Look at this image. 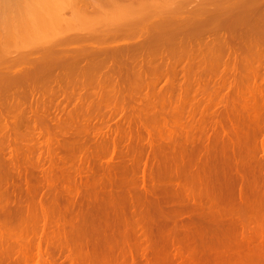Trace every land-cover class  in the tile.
I'll return each mask as SVG.
<instances>
[{"label": "bare ground", "instance_id": "obj_1", "mask_svg": "<svg viewBox=\"0 0 264 264\" xmlns=\"http://www.w3.org/2000/svg\"><path fill=\"white\" fill-rule=\"evenodd\" d=\"M54 1L58 0H0V29L1 25H4L3 29H10L9 31L15 34L12 29L21 27L20 31L22 29L25 37L29 39V28L21 25L29 26L31 32L35 30L37 19L42 20L40 13L50 4L56 5L57 3L52 4ZM165 1L167 3V0ZM67 2L68 0L65 1L66 4ZM80 2L87 4L85 0H79L78 4ZM114 2H111V5ZM140 2L141 0L137 3ZM75 3L77 4V1ZM147 3L149 2L145 4ZM70 4H73V1ZM91 4L90 2L88 5ZM116 4L118 5V2ZM132 4H129V9L133 10L135 6ZM143 5L141 10L147 6ZM114 9L111 7V10ZM119 9H116L118 13L114 12V18L121 17ZM135 9L137 12L140 8ZM61 10L60 8V12ZM82 10L83 8L80 11ZM123 10L121 8V11ZM206 10L197 17H162L150 24L152 33L148 28V33L140 34L135 39L136 42L115 46V42L107 43V40L121 37L122 29L128 27L126 24L130 17L125 18L127 21L123 19L125 25L119 18L117 20L120 22L114 29H105L106 32L98 36L103 41H100L98 46L79 48L73 52L63 49L64 52L62 50L63 53L56 57H52V52H49L50 57L45 55L42 62H34V65L25 66L26 68L17 72L0 69V131L7 129L11 140L18 144L20 128L25 126L24 128L30 129L29 131L36 135L33 139H37L35 144L40 150L45 151L47 148L49 157L46 155V159L48 157L50 161L49 164H46L48 161L43 163L46 159L41 160L42 152H38L39 149H35L33 145L30 149L28 146L27 151L34 147V150H38L36 157L40 155L34 163H28L33 157L31 151H28L29 155L25 153L23 156L20 149L17 150L21 158L16 154V149L22 148L21 144L14 150L17 156H8L12 162L14 160L15 167L22 170L18 173L17 180L12 178L13 181L9 183L7 179V182H2V185L7 183V193L5 196L0 192V264H231V259L238 257L233 254L237 249L241 250L240 246L247 248L254 257H264V82L260 86L255 83L251 88L249 85L244 90H255L253 92L261 96L260 102L258 99L257 102L254 100L253 105L258 104L259 107L257 110L250 101L255 112L250 113L251 110L246 109L249 103L247 98L242 101L246 104L242 103L246 110L242 109L243 107L239 106L242 96L234 91L244 89L241 85L242 79L239 85L237 83L239 68L250 71L254 76L258 73L255 65L259 60L264 65V0H237ZM60 12L55 10L58 15L53 16L60 17ZM21 14L29 16H24L27 18L25 20ZM136 16L135 22L145 18L141 16L138 19ZM255 16L258 18H254ZM54 17L52 18L59 19ZM15 18L18 21L13 20ZM49 18L45 20L46 24ZM254 19H259V23ZM19 20L25 22L21 24ZM114 20L116 22V19ZM142 20L134 24V19L131 18L129 23L141 24ZM253 20L256 24H262L257 27L258 24ZM14 21L20 24L19 28L16 27L18 23L13 25ZM45 22L42 23L46 25ZM31 32L30 35H34V32ZM258 32H261L262 42L255 38ZM222 33L226 36H222ZM199 34H208L206 39L210 36L212 38L210 41L205 39V44L199 40L195 46L194 40L202 37ZM26 38L23 37L25 40ZM69 38L67 37L68 40ZM80 38H83L81 34H74L70 40L77 39V42ZM27 40L26 42L29 41ZM16 41L13 40V43L18 42ZM224 47L227 51H223ZM0 48L1 51L2 45ZM61 49H58V53ZM222 52H228L225 55L230 57L228 60L226 57L224 61L228 69L227 75L219 78V81L210 77L203 80L200 75L201 63L206 62V59L213 62L222 56ZM238 53L242 54V66L238 63L241 59L237 60ZM4 54L7 55L6 52ZM255 56L260 59L254 65ZM261 63L258 64L261 66ZM181 75L184 81L180 80L179 83ZM256 77H253V80H257ZM258 77H261V73ZM201 81L203 83H200ZM185 85L188 89L190 85L195 87V90L202 91V94L207 91L208 95L200 100L206 108L210 106L209 108L213 109H208L209 112L220 109L218 102L226 97L229 99V92L240 95L236 98V95L231 93L233 97L229 100L233 99V103H236L239 98L240 103L235 106L242 107L241 111L244 112L237 111L235 115L226 113L230 111V106L233 111L237 110L232 102L230 103L233 105L228 102L226 112L222 108L225 104L220 106L225 114L217 116L215 112L217 117L212 116L214 141L212 146L211 143L205 144L209 148H205L204 143L199 146L198 142V145H189V137L187 141L186 134L182 137L181 128L178 132L180 134L175 137V126L178 128L176 123L175 126L170 125L175 133L167 129L165 135L164 130L156 132V125H147V121L142 118L149 112H152L150 115L154 113L150 116L151 119L154 115L159 118L166 117L159 104L165 107L163 104L167 103L170 107L175 102L178 107L190 90L185 94L181 91L184 99L183 94L176 97L173 91L177 89L180 93V87H176L181 86L182 89ZM212 85L216 87L215 97L218 99L225 89L228 93L222 96L220 101H214L216 98L208 93ZM78 86H82V90H79ZM185 87L182 90H185ZM242 94L245 98L244 93ZM258 95L252 97L246 94V97L252 99ZM247 108L253 110L251 107ZM203 109L204 106L199 110ZM103 111L109 113L105 116L108 120L102 118L104 121L97 123L91 115ZM23 115L28 118H22ZM119 115L122 122L115 124L116 129L111 130L108 122ZM202 115L197 117L199 120L194 123H198ZM93 119L94 123L90 122ZM241 119L246 123L245 128H241ZM206 120L208 119L202 121L204 125ZM223 120L229 122L223 123ZM236 120H241L238 122L241 127L234 123ZM25 122L29 125L28 128ZM208 125L205 126L206 132ZM89 133L93 134V137L89 138ZM178 135L182 138H178ZM193 140L195 142V137ZM89 143L94 144L92 150ZM27 144L25 143L26 146ZM44 145L46 148H41ZM102 151L110 154L106 162L99 159ZM20 159H29L27 163L30 166L26 164L27 166L23 167ZM60 159L64 163L68 159L71 160L69 164L75 163L79 176L81 175L79 180L74 178L76 173L74 176L70 175L74 170L68 173V176L73 178L65 176L64 165L62 168L58 163ZM8 162L10 164V160ZM70 167L71 165L67 169L72 170ZM15 174L17 175L16 171ZM83 174L85 179H82ZM0 177L2 178L1 175Z\"/></svg>", "mask_w": 264, "mask_h": 264}, {"label": "rangeland", "instance_id": "obj_2", "mask_svg": "<svg viewBox=\"0 0 264 264\" xmlns=\"http://www.w3.org/2000/svg\"><path fill=\"white\" fill-rule=\"evenodd\" d=\"M60 1V3L58 4V2ZM62 0H58L57 2H53L52 4H56V5H51L50 4V6L47 8V9H45L44 11H40L39 10V13L41 14V19L42 20H40V18L39 19H37L38 20V22L40 23V25H39V23L38 22H35V25H34V28H35V30H33L32 32L30 31V27L29 26H26L25 24V26L24 25H21L22 27H28L29 28V31L31 32V33H33L34 32V35H35V37H34V35L32 34V35H30V32L29 31H27L28 29L26 28V30L25 31H27L28 33H27V37L29 36V39L28 38H26L25 36L26 35H24L25 34V32L21 29V31H23L22 33H21V31H20V28H19V26H20V24L18 23V25H17V23L15 22V24H13V25H17L16 27L17 28H19V29H12L13 30V32L15 31V34L16 33H18V32H20V34H23L22 36L20 35V34H13L12 33V31H7V29L5 28V29H3V26L4 25H1V27H2V29H0V30H2L1 32H0V36L2 37H0V40H1V45H2V50L0 51V52H6V54L7 55H5L4 53H1L0 55V69H3V70H6V71H10V72H17V71H19V70H21V69H23V68H26V67H28L30 64H32V65H34V64H37V63H40V62H42L44 59V57H50L49 55H48V53L49 52H52L50 55L53 57V55H54V57H56L57 55H60V54H62L63 52H64V50L66 51L67 50V52H70V51H75V49L76 50H79V48H81V49H84V48H88V47H91V46H98V44H101V42H103L102 41V39L100 38V37H98V36H102L103 35V33L104 32H106L105 31V29L107 30V29H109V30H112V29H114L116 26H117V24L120 22V20H121V22H124L128 17H130L129 18V22H130V19L132 18V19H134V24L135 23H137V22H135V16L136 15H138L139 16V18L141 17V16H143V18H144V16H145V18H144V20H142V22H141V24H136V25H130L131 23H129V22H127V24H126V26H128V27H126V28H128L127 30H126V28L125 27H123V31L121 32V34H120V36L121 37H118V38H116V37H114L115 39H108L107 41V43H113L114 44V42H115V46H120V45H129V43H134V42H136V38L140 35V34H142L143 32H147L148 33V28H149V31H151V33L153 32V30H151V28H150V24L151 23H153L154 21H157L158 19H160V18H162V17H175V18H177V19H182V18H185V17H197L198 15H201L200 13H202V12H206L207 10L206 9H212L214 6H219V5H227V4H230V3H234V2H236L237 0H171L170 2V4H169V0H167V3H166V1L165 0H141V2H140V4L139 3H137L138 1H140V0H137V1H135V0H119V1H117V0H110L112 3L115 1L116 3L118 2V5L114 2V4H112L111 5V2L109 3L108 1L109 0H95V1H93V0H85V2L87 3V4H85V3H81L80 2V4L82 5H87L86 7L88 8H86L85 6H81L80 4H78L79 3V0H76L77 1V4L75 3L76 1H74V0H68V2H67V4L65 3V1L64 2H61ZM73 1V4H70L71 2ZM90 1L92 4H91V6L90 5H88V4H90V2L88 3V2ZM123 1H125L126 2V5H125V2H123ZM133 1V2H132ZM160 1H163V2H160ZM181 1V2H180ZM209 1V2H208ZM133 4H132V3ZM146 2H149V3H147V4H145ZM212 2V3H211ZM71 5H69V4ZM75 3V4H74ZM143 3H144V5H143ZM162 3V5H163V3H164V5H163V7H162V5H160V4ZM178 3V4H177ZM204 3V4H203ZM208 3V4H207ZM65 4H66V7H65ZM115 4H116V6H115ZM132 4L133 6H135V7H137V8H140V9H138L139 11H134V10H137V9H135V7H133V6H131V7H133L134 9L132 10L131 8L129 9V7H130V5ZM165 4L167 5V4H169V5H167V6H165ZM206 4V5H205ZM69 5V6H68ZM73 5V6H72ZM75 5H77V6H75ZM97 5V6H96ZM114 5V6H113ZM139 5V6H138ZM141 5H143V6H145V5H147V6H145V7H143V10H141L142 9V6ZM149 5V6H148ZM172 5V6H171ZM184 5V6H183ZM200 5H202V6H200ZM75 6V7H74ZM93 6V7H92ZM118 6V7H117ZM124 6H128L127 8H125ZM165 6V7H164ZM171 6V7H170ZM197 6V7H196ZM204 6V7H203ZM255 6V5H254ZM57 7H58V9H57ZM79 7V8H78ZM85 7V8H84ZM111 7L114 9L115 7V9H114V11L113 10H111ZM123 7L125 8L124 10H123ZM150 9H149V8ZM183 7V8H182ZM40 8V7H39ZM60 8L62 9L61 10V12H60ZM76 8V9H75ZM83 8V10L82 11H80L81 9ZM95 8V9H94ZM120 8V9H119ZM121 8H122V10L123 11H121ZM168 8V9H167ZM182 8V9H181ZM44 9V8H43ZM116 9L118 10H120L119 12H121V13H119L120 15L119 16H121V17H119L120 18V20H117V19H119L118 17H116V18H114L116 15V13H118V11L116 12ZM181 9V10H180ZM55 10H56V12H60L59 13V15H60V17H54L55 15H58V13L57 14H55ZM58 10V11H57ZM79 10V11H78ZM84 10H86V11H84ZM89 10V11H88ZM165 10V11H164ZM172 10V11H171ZM206 10V11H205ZM113 11V12H112ZM132 11H134V12H132ZM83 12V13H82ZM114 12H115V14H114ZM122 12H123V14L125 15L124 17L122 16L123 14H122ZM125 12V13H124ZM133 14H132V13ZM136 12V13H135ZM138 12H140L139 14H137ZM77 13H79V15L77 14ZM84 13H86V14H84ZM128 13H130V15L128 14V16H127V14ZM141 13H143V14H141ZM146 13V14H145ZM155 13H157V14H155ZM194 13V14H193ZM81 14V15H80ZM83 14V15H82ZM134 14H135V16H134ZM141 14V15H140ZM148 14H149V16H148ZM171 14V15H170ZM22 15V14H21ZM21 15H19L20 17H21ZM54 15V16H53ZM114 15V16H113ZM24 16H26V17H28L29 16V14H28V16H27V14L26 15H24ZM24 16L22 15V17L24 18ZM42 16H44L45 18L46 17H50L49 18V20H48V22H47V24H46V22H45V20L47 21V19L48 18H46V19H44V17L42 18ZM112 16V18H114V19H116V22H115V20L114 19H112V18H110ZM117 16H118V14H117ZM132 16V17H131ZM133 16H134V18H133ZM18 17V16H17ZM52 17H54V18H59L58 20H56V19H53ZM108 17H109V19H108ZM127 17V18H126ZM137 17V16H136ZM201 17H203V16H201ZM14 18V17H13ZM19 18V17H18ZM23 18H22V20H23ZM62 18V19H61ZM126 18V19H125ZM138 18V17H137ZM138 18V19H139ZM254 18H258L257 16H255ZM21 19V18H20ZM25 20L27 19V18H24ZM44 19V20H43ZM51 19H53V20H51ZM123 19H125V20H123ZM137 19V20H138ZM261 19V18H260ZM12 20V19H11ZM13 20H16V18L15 19H13ZM22 20H19V22L20 21H22ZM40 20V21H39ZM113 20V22H111ZM141 20H139V22L141 21ZM254 20H256V19H254ZM254 20H253V22H254ZM259 20V19H258ZM258 20H256V21H258ZM16 21H18V19L16 20ZM44 21L45 22V24L46 25H44V23H42V22ZM105 21V22H104ZM127 21V20H126ZM262 21V20H261ZM14 22H12V23H14ZM25 22V21H24ZM24 22H20L21 24L22 23H24ZM133 22H132V24H133ZM138 22V23H139ZM263 22V21H262ZM3 23V22H2ZM1 23V24H2ZM8 23H10L9 21H8ZM41 23H42V25H41ZM115 23V24H114ZM125 23L126 22H124V25H125ZM255 23V22H254ZM258 23H259V21H258ZM257 23V24H258ZM4 24V23H3ZM38 24V25H37ZM106 24V25H105ZM256 24V23H255ZM255 24H253V26L255 25ZM256 24V25H257ZM262 24V23H261ZM261 24H258L257 25V27L259 26V25H261ZM120 25V24H119ZM122 25H123V23H122ZM123 25V26H124ZM5 26H6V24H5ZM14 26V27H15ZM36 26V27H35ZM40 26V27H39ZM45 26V27H44ZM64 26V27H63ZM131 26V27H130ZM136 26V27H135ZM14 27H12V28H14ZM15 27V28H16ZM43 27V28H42ZM255 28H256V26H254ZM253 27V28H254ZM11 28V27H10ZM34 28H31V29H34ZM36 28H37V30H36ZM49 28H51V29H49ZM125 28V29H124ZM132 28H134V29H132ZM53 29H55V31L53 30ZM132 29V30H131ZM252 29V28H251ZM258 29V28H257ZM46 30H48V31H46ZM108 30V31H109ZM126 30V31H125ZM7 31V32H6ZM18 31V32H17ZM103 31V32H102ZM253 31V30H252ZM257 31H260V30H257ZM47 32V33H46ZM254 32H255V30H254ZM5 36H2V34ZM225 33V32H224ZM261 33V32H260ZM260 33L258 32L257 33V35L258 36H255V38L256 39H260ZM29 34V35H28ZM36 34L38 35L39 34V36H36ZM74 35V34H81L82 36H83V38H80L81 40H79V41H77L76 42V40H70L71 39V37H72V35ZM87 34V35H86ZM130 34V35H129ZM135 36H134V35ZM225 34H227V32L225 33ZM225 34H223L222 33V36H226ZM255 34H256V32H255ZM71 35V37L69 38V36ZM95 35H96V37H95ZM199 35H202V34H199ZM198 35V36H199ZM205 35V37H203ZM204 35H202V37L201 36H199V37H201V38H199L198 40H197V38L194 40V43H193V45H195V46H197L198 45V42H199V40H200V43H201V41H202V43H206L208 40L210 41L211 39L210 38H212V36H210L209 37V39H206V37L207 36H209L208 34L206 35V34H204ZM15 36V38H13ZM131 36V37H130ZM133 36V37H132ZM228 36V35H227ZM240 36V35H239ZM253 36V35H252ZM23 37L24 38H26V40L28 41V42H26V40L25 39H23ZM34 37V39H32ZM44 37V38H43ZM67 37L69 38V40L67 39ZM18 38V39H17ZM21 38V39H20ZM85 38V39H84ZM99 38V39H98ZM122 38V39H121ZM131 38V39H130ZM213 38H214V36H213ZM5 39H7V41L5 40ZM16 39H17V41H16ZM95 39V40H94ZM205 39L207 40V41H205ZM221 39V38H220ZM3 40H5V41H3ZM12 40V41H11ZM13 40L14 41H16L17 43H13ZM24 40V41H23ZM94 40V41H93ZM115 40V41H114ZM131 40V41H130ZM133 40H135V41H133ZM101 41V42H100ZM110 41H112V42H110ZM260 41L262 42L263 41V39H260ZM2 42H4V43H2ZM100 42V43H99ZM197 42V43H196ZM6 43V44H5ZM22 45H21V44ZM27 43H29V44H27ZM5 44V45H4ZM94 44V45H93ZM0 45V46H1ZM236 46H238L237 44H236ZM5 47V48H4ZM61 49V52H59L58 53V49ZM72 48V49H71ZM78 48V49H77ZM1 49V48H0ZM6 50V51H3V50ZM64 49V50H63ZM196 49V48H195ZM226 48L224 47V50L223 51H227V50H225ZM48 50V51H47ZM55 50H57L56 52H57V54H54V53H56L55 52ZM62 50H63V52H62ZM69 50V51H68ZM230 50V49H229ZM8 51V52H7ZM60 51V50H59ZM229 52V51H228ZM228 52H222L221 54H222V56L220 55V53H219V58L218 59H216V60H213V62H212V60L210 61V59H206L205 61L206 62H204L203 64L201 63V70H202V72L200 73V75L202 76V79L203 80H208V78L210 77V78H212V79H216V81H219L220 79L219 78H221V77H224V75L226 74V73H228V69H227V65H224L225 63H224V61H226V60H228V58H230L229 57V55H230V52H229V55L227 56V55H225V54H227ZM224 54V55H223ZM46 55V56H45ZM238 55H239V53H238ZM241 56H242V54L241 55H239V56H237V57H239V58H237V60L239 61L240 59V61L238 62V63H240V65L239 66H242L241 65V61H242V58H241ZM221 57H222V59H221ZM226 57H227V59H226ZM233 56H231V58H232ZM30 58V59H29ZM35 60H34V59ZM234 58V57H233ZM33 59V60H32ZM226 59V60H225ZM260 58L259 57H256L255 56V60H256V62H255V60H252V62L254 63V65L258 62V60H259ZM209 60V61H208ZM220 60H222L221 62H220ZM20 61V62H19ZM32 61V62H31ZM215 61V62H214ZM28 62H31V63H29V64H27ZM35 62V63H34ZM210 62H211V64H210ZM13 63V64H12ZM34 63V64H33ZM259 64L261 63V60H259V62H258ZM256 64L255 66H256V68H257V70H256V72H258L257 74L259 75L260 73H261V77H258V75L256 74H254V76H252L253 75V73H249V72H246L245 70L243 71L242 70V68L240 69H238L237 71V77H238V79H239V81H238V79H237V83H238V85H239V83L241 82V81H243L242 83L243 84H241L243 87H244V89H242V90H240V89H235L234 91H235V93L237 92H239L240 94H241V96L242 97H240V101H241V105H239V106H242V107H240V108H238L237 107V105L235 106V104H239L240 103V101H239V98H238V100L236 99L237 97H239V96H237L238 94H235V93H232L233 94V96H235L236 98H234V99H236L237 101H236V103H233V102H235V100H233V99H231L232 101H230L229 99L231 98V97H233V96H231V93L229 92H225V90H224V94H222L221 93V95L222 96H225L226 95V93H228L227 95L230 97L229 99H228V97H226L225 98V100H223V101H221V102H218V104L217 103H215V104H217L218 105V107L220 108V109H215L216 111V113L215 112H209L208 111V109L209 110H213V109H210L209 107L208 108H206V105L205 104H203V102L201 103V100L200 99H202V98H205L206 97V94H207V91H206V93H205V91H203V94L201 93V92H199L200 90H198L197 91V89L195 90V87H190L189 86V89H188V87L186 86H183V88L182 89H184V87H185V90H182L181 89V86H177L176 88H178V87H180V93H178V91H177V89H175L174 91H173V93H174V95L177 97V96H180V94H183V93H181V91H183L184 92V94L187 92V91H189V92H187L186 94H185V96H184V94L182 95V98H183V96L184 97H186L182 102L183 103H181L178 107H176V105H175V102L174 103H172V106H168L169 104H167V103H164L163 105L165 106V107H162L160 104H159V107L160 108H162L163 110H164V116H166V117H164V118H159V117H157L156 115H154V116H156L155 118H154V116L152 117V119H151V117L150 116H152L153 114H151L150 115V113H152V112H149V114L147 113V115L146 114H144V116H142V118H143V120H145V121H147L146 122V124L147 125H151V126H154V125H156V126H154L155 128H156V132H157V130H164L163 132H164V134L166 135V133H165V130H167V129H169V130H172L173 129V127H171V126H175V123L177 124V126H178V128L175 126V128H176V130L175 131H177V133H175L173 130V134H174V136L175 137H177V134H182L183 136V138H184V135L186 134V136H185V138H186V141H187V138L189 137V141H188V143H189V145H192V144H194V145H198L199 144V146H200V143H204L203 145H204V147L207 145V144H209V143H211L210 144V146H212V143H213V141H214V133H213V127L211 126V118H212V116L214 115V113L217 115V116H220V115H222V113L223 114H225L224 112H223V109H224V111L226 112L228 109H230V111H227L226 113H232V114H237L239 111H241V108L242 109H244V106L243 105H246L244 102H242V101H244V100H246V98L248 99L247 100V103H248V101H249V103H248V106H246V109L248 110H251V111H249L250 113L251 112H255V110H257V109H259V107H257L258 106V104L255 106V105H253L255 102H257V99H258V101L260 102V97L261 96H259L257 93H255V92H253V91H255V90H253L252 91V89L251 90H247V91H244L245 90V88H247V87H249V85H250V88H251V86L253 87L254 86V84L256 83L258 86H260V84H263V82L264 81H262L263 80V76H264V74L262 75V72L264 71V65L261 63V66H262V70H260L261 68V66L259 65V64ZM11 64V65H10ZM27 64V65H26ZM213 64H215V66H213ZM15 65V66H14ZM2 66H4L3 68H2ZM26 66V67H25ZM203 66V67H202ZM218 67V68H217ZM5 68V69H4ZM216 70H215V69ZM221 68V69H220ZM181 70V69H180ZM214 70V71H213ZM220 70V71H219ZM182 71V70H181ZM219 71V72H218ZM222 71H224L223 73H221ZM225 71H227V72H225ZM262 71V72H261ZM204 72V73H203ZM182 73V75H183V71L181 72ZM180 73V74H181ZM180 76V77H182V78H179V83L181 82V81H184V78H183V76ZM205 75V76H204ZM227 75V74H226ZM225 75V76H226ZM212 76V77H211ZM214 76V77H213ZM255 76H257L256 78H257V80H253V77H254V79H255ZM260 78H262V79H260ZM218 79V80H217ZM242 79V80H241ZM246 79V80H245ZM249 79H251V81L249 80ZM181 80V81H180ZM202 80V81H203ZM232 80H233V77H232ZM241 80V81H240ZM262 81V83H260L261 81ZM200 82V83H203V82ZM164 82V81H163ZM162 82V83H163ZM162 85V84H161ZM240 85V86H241ZM245 85H247V86H245ZM213 87V89L212 88H209L210 89V91L208 90V93H210L211 94V96L213 97H215V95L217 94L216 92H215V90H216V87H214V85H212ZM240 86H239V88H240ZM263 87H264V84L262 85ZM79 87V90H82V88L80 89V87H82V86H78ZM77 87V88H78ZM243 87H241V88H243ZM179 89V88H178ZM58 90V89H57ZM77 90V89H76ZM214 90V91H213ZM226 91H228V90H226ZM231 91H233V90H231ZM249 91H251V92H249ZM247 92V93H246ZM249 92V93H248ZM177 93V94H176ZM192 93V94H191ZM242 93H244V95H245V98H243V94ZM250 93H255L256 94V96L258 95V97H254V98H252L251 99V97L250 98H248L249 96H251L252 95V97L255 95V94H251L250 95ZM190 94V95H189ZM235 94V95H234ZM246 94L247 95H249L248 97H246ZM208 95V94H207ZM189 96V97H188ZM191 96V97H190ZM221 96V97H222ZM38 97V96H37ZM221 97H219V99H218V97H215L216 99H214V101L216 100L217 101V99H218V101H220V98ZM1 98V97H0ZM61 98V97H60ZM223 98V97H222ZM188 99V100H187ZM249 99H251V100H249ZM200 100V101H199ZM254 100H255V102H254ZM204 101V100H203ZM252 103H251V102ZM160 102V101H159ZM195 102V103H194ZM229 102V104H231L230 102H232L233 104H234V107H236L237 108V110L236 111H233V109L232 108H230V107H232V106H230V107H228V109L226 110L225 109V107H226V103H228ZM161 103V102H160ZM185 103H186V105H185ZM205 103V102H204ZM214 103V102H213ZM225 105H224V104ZM242 103H244L243 105H242ZM255 107V110H254V108H253V106H251V104ZM188 104V105H187ZM224 105V107H220L221 105ZM233 104H231V105H233ZM249 104H250V106H249ZM200 106H204V108L205 109H203V110H199V109H202V107L201 108H199ZM212 106H214V105H212ZM181 107V108H180ZM214 107H216V108H218L216 105L214 106ZM233 107V108H234ZM247 107H251V108H253V110L252 109H250V108H247ZM213 108V107H212ZM222 109V110H221ZM238 109H240V110H238ZM246 109H244V110H246ZM163 110H162V112H163ZM187 110V111H186ZM235 110V109H234ZM244 110L243 111H241V112H244ZM147 111H149V110H147ZM183 111H185V112H183ZM201 111V113L199 114V112ZM218 111V112H217ZM220 111V112H219ZM238 111V112H237ZM248 111H245V112H247L248 113ZM259 111H261V110H259ZM171 112H173L172 113V115H171ZM188 112V113H187ZM194 112V113H193ZM196 112H197V114H196ZM205 112V113H204ZM240 112V115L242 114ZM101 112H99V114H98V112L97 113H94V115H95V117H94V115H91V117L93 116V118H95L96 119V122L98 123H101V122H103L104 121V119L103 120H101L102 118H105V120H106V118L107 117H105V116H108L109 115V113L107 114V112L106 111H103L102 113H103V115H102V113L100 114ZM146 113V112H145ZM181 113H182V115H181ZM180 114V115H179ZM203 114V115H202ZM243 114H245V113H243ZM98 115H100V116H98ZM171 115V116H170ZM199 115V116H198ZM200 115H202L201 117L203 118V119H208V120H206V121H204L206 124L204 125L203 124V119L201 118L200 119V121L198 122V123H194V122H196V121H198L199 120V118L197 119V117H200ZM102 116V117H101ZM104 116V117H103ZM146 116H147V118H146ZM173 116V117H172ZM190 116V117H189ZM217 116H215L214 115V117H217ZM64 117H66V116H64ZM99 117H101V118H99ZM174 117H176V118H174ZM184 119H183V118ZM22 118H28V116H26V115H23L22 116ZM63 118V117H62ZM75 118V117H74ZM154 118V119H153ZM165 118H166V120H165ZM167 118H168V120H167ZM95 119H93V121H90V122H93L94 123V121H95ZM183 119V120H182ZM192 119H194V120H192ZM76 120H78V119H76ZM91 120H92V118H91ZM98 120V121H97ZM100 120V121H99ZM107 120H108V118H107ZM155 120V121H154ZM193 122H192V121ZM242 120V122H240ZM241 120H236V121H234V123L236 122L237 124H238V122H240V123H242V127H241V124L239 125L241 128H245V126H246V123H244V120L243 119H241ZM166 121H168L169 122V124H168V122H166ZM186 121H188V122H186ZM228 120H223V123L224 122H227ZM95 122V123H96ZM105 122H108V121H105ZM120 122H122V119H121V115H119V116H116V117H114V118H112L108 123V125H111L110 127H111V130H115L116 128L115 127H117L115 124H117V123H120ZM156 122V123H155ZM166 122V123H165ZM192 122V123H191ZM229 122V121H228ZM227 122V123H228ZM172 123V124H171ZM193 123H194V125H193ZM199 123H202V124H199ZM210 124V126L208 125V124ZM25 125H26V127H27V125L28 124H26V122L24 123ZM166 124V125H165ZM187 124V125H186ZM199 124V125H198ZM160 125V126H159ZM164 125V126H163ZM168 125V126H167ZM171 125V126H170ZM198 125V126H197ZM201 125V126H200ZM209 126V128L207 127V132L205 131V126ZM29 126V125H28ZM167 126V127H166ZM190 127V129L188 130V128ZM204 126V127H203ZM25 127V126H24ZM20 128V131H21V133H20V135L18 136V144L17 143H14V141L13 140H11L12 138H10V133L9 132H7L6 130L7 129H1V131H0V141H2V143L0 142V145H1V147H0V166H1V169H0V175L2 176V181L0 180V192H1V195H4L5 194V196H6V193L7 192H5L6 191V184L7 183H5V184H3L2 185V182H7L8 181V183L10 182V181H13V179L14 180H17L18 179V173H20L21 172V170L19 169V168H17V167H15L16 165H15V163H14V160H13V162L11 161V159L9 158V157H15V156H17V155H19V157L21 158V154L24 156L25 155V153H26V155L31 151V153L30 154H32L33 155V157H32V159H30L31 161L29 162L28 161V163L29 164H31V163H34L35 162V160L37 161V158L40 156V155H38V157H36V155H37V153H36V151H38V150H34L33 148L34 147H36L35 149H39V151L38 152H42L41 154V160H43L44 161V158L46 159V155H48V152H47V148H46V146L44 145V146H41V148H43V149H45L46 148V150L44 151V150H40V147H38V145H36L37 144V139H33V138H36V137H34V136H36V135H34V134H32V132L31 131H29L30 129H26V128ZM161 127V128H160ZM166 127V129H164ZM199 127H201V128H199ZM202 127L204 128L203 130H202ZM28 128V127H27ZM105 128H107V126L105 127ZM154 128V129H155ZM157 128H159V129H157ZM179 128H181L180 130H185V131H179ZM185 128V129H184ZM26 129V130H25ZM178 129V130H177ZM194 129V130H193ZM24 130V131H23ZM106 130V129H105ZM160 130V131H161ZM196 130H198V131H196ZM6 132V133H4V132ZM26 131V132H25ZM188 131H189V133H188ZM25 132V133H24ZM178 132H180V133H178ZM185 132V133H184ZM201 133V134H199V133ZM205 132V133H204ZM33 135V136H31V134ZM184 133V134H183ZM196 133V134H195ZM208 133L210 134V135H208ZM13 134V136H16L14 133H12ZM22 134V135H21ZM27 134V135H26ZM188 134H190L191 136H189ZM192 134H193V137H192ZM195 134V135H194ZM203 134V135H202ZM206 135V136H205ZM180 136V137H179ZM208 136V137H207ZM88 137L90 138V137H93V134H91V133H89L88 134ZM181 137V135H178V138H182ZM194 137H195V139L197 140H195V142H194ZM206 137V138H205ZM209 138V139H208ZM4 141H6V142H4ZM11 141H12V143H11ZM4 142V143H3ZM191 142V143H190ZM197 142H198V144H197ZM25 143L27 144V146L25 145ZM36 143V144H35ZM4 144V145H3ZM22 145V148H20L19 146H21ZM31 144V145H30ZM92 144V145H91ZM206 144V145H205ZM17 145V146H16ZM34 146L33 148H32V150H30L29 151V149H30V146ZM94 144L93 143H89V148L92 150L93 148H94V146H93ZM203 145H201L202 147H203ZM12 146V147H11ZM25 146V147H24ZM29 146V147H28ZM5 147V148H4ZM17 147H19L18 149H16V151L17 150H19L20 149V153H18L19 151H17V155H15L14 153H15V148H17ZM23 147H24V149H26V150H24L23 149ZM27 147L29 148L28 149V151H27ZM38 147V148H37ZM205 148H209L208 146H206ZM204 148V149H205ZM4 150H6V151H4ZM11 151V152H10ZM14 151V152H13ZM6 152V153H5ZM32 152H34V154L32 153ZM44 152V153H43ZM47 154H46V153ZM80 152H82L83 154H85L86 153V151H80ZM89 153V152H88ZM36 154V155H35ZM38 154H40V153H38ZM45 156H44V155ZM5 155H6V157H5ZM10 155V156H9ZM29 155V154H28ZM32 155H30V156H32ZM9 156V157H8ZM22 156V157H23ZM44 156V157H43ZM34 157H35V159H34ZM48 157H49V155H48ZM48 157H47V159L43 162V163H45L46 161H48V163H46V164H49L50 163V161H49V159H48ZM2 158V159H1ZM6 158V159H5ZM9 158V159H8ZM110 158V154L109 153H107V152H104V151H102L100 154H99V159H101L103 162H106L108 159ZM10 160V164H9V161ZM27 160H29V159H25V160H22V159H20V161L22 162V164H23V167L27 164L28 165V163H27ZM61 161H62V159H60ZM33 161V162H32ZM59 162L58 161V163H60V166L63 168V165H64V168H63V171H66V175L65 176H68V173H71L73 170L74 171H77V172H74V174H73V172L70 174L71 176H74L75 175V173H76V175L74 176V178H77V180H79L80 179V176H79V173H78V170H77V168H76V166L74 165L75 163H72V164H69L68 162L69 161H71L70 159H68V161L67 162ZM114 161H116V158H115V160ZM7 162V163H6ZM12 163H14V164H12ZM61 163H63V164H61ZM66 163H68V164H66ZM8 164H9V166H8ZM45 164V165H46ZM6 165V166H5ZM12 165H14L13 166V168L11 167ZM26 165V166H27ZM66 165H67V167H66ZM71 165V167L70 168H72V170H69V169H67L68 168V166H70ZM2 166H3V169H2ZM5 166V167H4ZM8 166V167H7ZM28 166H30V165H28ZM48 166V165H47ZM74 166V167H73ZM14 167L16 168V169H14ZM22 168V167H21ZM61 168V169H62ZM75 168V169H74ZM18 169V170H17ZM64 169H66V170H64ZM5 170V171H4ZM17 172V175L15 174V171ZM67 170H69L68 172H67ZM4 171V172H3ZM14 171V172H13ZM38 171V170H37ZM1 172H2V174H1ZM12 172V173H11ZM8 173H9V175H8ZM62 173H65V172H62ZM77 173H78V175H77ZM10 174L12 175V176H10ZM70 175L68 176L69 178H73V177H70ZM9 176V177H8ZM13 178V179H12ZM5 179H7V181L5 180ZM12 179V180H11ZM82 179H85V177H84V174H83V176H82ZM4 180V181H3ZM176 181H174V183H175ZM177 183V182H176ZM2 186H3V188H2ZM2 188V189H1ZM243 247V246H242ZM242 247L240 246V248H241V250L239 251V249H237V254L240 252V254H238V255H235L236 253H235V251H234V256H238L237 257V259L235 258V260L234 259H231L232 260V262H233V260H234V263H232L231 262V260L229 261V263L231 262V264H264V257L262 256V257H260L259 258V256H258V258L256 259L253 255V253H252V255H251V252H249L248 250H247V248L245 249V247H243L245 250H243L242 249ZM239 251V252H238ZM243 251H244V253H243ZM242 253H243V255H242ZM247 254V255H246ZM240 255L242 256V257H240ZM246 255V256H245ZM245 256V257H244ZM253 256V257H252ZM62 257H64V256H62ZM243 257H244V259H243ZM240 258V259H239ZM245 258H246V260H245ZM247 258H249V259H247ZM254 258V259H253ZM60 259H61V257H60ZM62 260H64V258H62ZM238 262H237V261ZM258 260V261H257ZM262 260V261H261ZM60 261V260H59ZM237 262V263H236ZM66 264H68L67 262H65ZM228 263V262H227ZM226 263V264H227Z\"/></svg>", "mask_w": 264, "mask_h": 264}]
</instances>
